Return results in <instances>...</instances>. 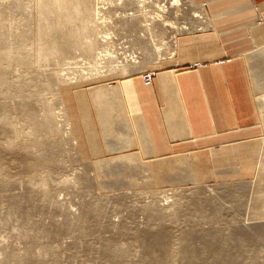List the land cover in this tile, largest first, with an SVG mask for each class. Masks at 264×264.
<instances>
[{
  "label": "rangeland",
  "instance_id": "374dc122",
  "mask_svg": "<svg viewBox=\"0 0 264 264\" xmlns=\"http://www.w3.org/2000/svg\"><path fill=\"white\" fill-rule=\"evenodd\" d=\"M158 1L166 13H150L160 18L153 30L158 54L149 39H135L137 30H96L112 33L97 43L81 30L82 38L66 39V55L53 57L38 54L53 49L39 30L56 23L51 0H0V264H264V218H237L236 191L206 181L187 156L143 161L141 172L116 167L123 157L96 162L78 148L76 90L130 68L116 66L125 40L149 66L190 29L187 0ZM105 2L104 11L114 9V16L103 11L105 24L141 13L138 0ZM64 23L55 25L66 29ZM94 63L99 71L88 73Z\"/></svg>",
  "mask_w": 264,
  "mask_h": 264
},
{
  "label": "crops",
  "instance_id": "0c3cea01",
  "mask_svg": "<svg viewBox=\"0 0 264 264\" xmlns=\"http://www.w3.org/2000/svg\"><path fill=\"white\" fill-rule=\"evenodd\" d=\"M187 1L190 29L166 55L147 66L141 52L135 67L76 90L78 148L141 172L143 161L187 156L206 181L236 191L237 218H264V0ZM99 23L100 31L140 28Z\"/></svg>",
  "mask_w": 264,
  "mask_h": 264
},
{
  "label": "bare ground",
  "instance_id": "6f19581e",
  "mask_svg": "<svg viewBox=\"0 0 264 264\" xmlns=\"http://www.w3.org/2000/svg\"><path fill=\"white\" fill-rule=\"evenodd\" d=\"M104 0H94V4L93 3H91V4H87V2H88V0H51V2H50V5L48 6L51 10H50V12H51V14H53V16H52V23H54V22H56V23H62V22H68V23H64V24H67V27H66V29H64V28H59V27H57V25H55V24H53V26H47L46 28H44V29H42L41 27L39 28V30L41 31V32H43L44 31V33H45V38H47V39H49L50 41L49 42H47L46 43V45L48 46V47H53V49L52 50H50V51H46V50H42V49H40L39 51H38V54H40V55H46V56H48L49 54L51 55V56H53L54 57V55L55 56H57L56 54H58V55H66V52L68 51V48L67 47H69V45H71V43H66L65 41H66V39H69V38H76V39H80V38H82V35L80 34V32L79 31H81V30H83L84 32H88V33H86V34H88V35H84V37L85 36H87V38L86 39H96V43H97V41H98V39H100L101 38V40H103V42H105L106 41V39L105 38H107L108 40H109V38L111 37V36H109V35H111V34H105L104 35V33L102 34V35H100V32L102 31H100L99 32V34L97 33V35H93V33H95L96 32V29L97 28H95V26L100 22H103L102 20H103V16H104V18H105V15H103V11H104V9H107V2H103ZM122 1H124V0H122ZM126 1V0H125ZM134 2V1H133ZM136 2V1H135ZM138 2H139V4L140 5H143L144 4V2H145V0L143 1V4H142V0H138ZM121 3V2H120ZM119 3V4H120ZM146 3V2H145ZM139 4H137V6H139ZM185 5V4H184ZM144 6V5H143ZM142 6V7H143ZM136 7V6H135ZM137 8V7H136ZM85 12H87V13H85ZM104 12H106V11H104ZM124 12V11H123ZM107 13V12H106ZM105 13V14H106ZM146 13V12H145ZM80 14H85V15H83V17H81L80 16ZM125 14H126V12H125ZM125 14H123V15H125ZM122 15V14H121ZM127 16V18H129V19H133L134 20V18H137L138 16H142V17H147L143 12H141V13H134V12H129V13H127L126 14ZM144 15V16H143ZM199 16V15H198ZM123 17V16H122ZM125 17V16H124ZM126 17H125V19H126ZM199 17H201V16H199ZM121 18V17H120ZM43 19H47L45 16L43 17ZM115 19V18H114ZM160 18H158V17H156V18H152V20H150V22H146L145 23V25H143V27H140L139 29H137V28H134V29H136L139 33H137V35H136V37H135V39L136 38H144V39H149L150 41H151V43H155V49L157 50V52H159L160 50H161V48L160 47H156V42H157V38H155V35H154V33H153V30L154 29H156L157 27H156V25H157V21L159 20ZM107 20V19H106ZM133 20H132V22H133ZM8 21V20H7ZM145 21V20H144ZM147 21V20H146ZM115 22V21H114ZM2 23H6V22H2ZM13 23V22H12ZM99 23V24H100ZM84 24V25H83ZM96 24V25H95ZM110 24H111V21H110ZM109 24V25H110ZM113 24V23H112ZM5 25V24H4ZM89 25H92L95 29V31H93V32H91V29H93V27H91V26H89ZM102 25H104V24H102ZM101 25V26H102ZM128 25V24H127ZM140 25V24H139ZM6 26V25H5ZM9 26V25H8ZM64 26H66V25H64ZM98 26V25H97ZM13 27V26H12ZM11 28V27H10ZM179 28V27H178ZM181 28V27H180ZM180 28H179V30H180ZM106 29V28H105ZM110 29V28H109ZM2 30V29H1ZM112 30V29H111ZM115 30V29H114ZM104 31V30H103ZM118 31V30H117ZM3 32V31H2ZM91 32V33H90ZM98 32V31H97ZM104 32H106V31H104ZM113 32V31H112ZM4 33V32H3ZM16 33V32H15ZM117 33V32H116ZM122 33V32H121ZM5 34H7V33H5ZM9 34V33H8ZM41 35V34H40ZM116 35V34H115ZM5 36V35H4ZM114 36V35H113ZM119 36V35H118ZM42 37H44V35H42ZM94 37V38H93ZM117 37V36H116ZM115 37V38H116ZM129 37V36H128ZM102 38H104V39H102ZM112 38V37H111ZM119 38V37H118ZM121 38V37H120ZM119 38V39H120ZM133 38V37H132ZM85 39V40H86ZM101 40H99V41H101ZM98 41V42H99ZM111 41V40H110ZM115 41H116V39H115ZM115 41H111L112 43H114ZM118 41V40H117ZM116 41V42H117ZM133 41V40H132ZM91 42L92 41H90V42H88V43H86L87 45V47H90V46H93L92 44H91ZM102 42V41H101ZM100 42V43H101ZM115 42V43H116ZM106 43H109V42H106ZM106 43H104L105 45H106ZM104 44H101L102 46H104ZM73 45V44H72ZM85 45V44H84ZM90 45V46H89ZM109 45V44H108ZM124 45H125V43L123 44V47H124ZM85 46V47H86ZM107 46V45H106ZM112 46H113V44H112ZM111 47V46H110ZM40 48V47H39ZM93 48V47H92ZM103 48V47H102ZM109 49H111V48H109ZM109 49H107V51L109 50ZM90 50V49H89ZM106 51V52H107ZM110 53H111V50L109 51ZM119 52V51H118ZM37 54V55H38ZM52 54H54V55H52ZM99 54H100V56H102L104 59H108V56L106 57L105 55L106 54H108V53H103V52H99ZM112 54V53H111ZM116 54V53H115ZM119 54V53H118ZM122 54V53H121ZM109 55V54H108ZM112 56V55H111ZM116 56H117V54H116ZM52 57V58H53ZM55 58H57V57H55ZM119 58V57H118ZM42 59V58H41ZM47 59V58H46ZM45 59V60H46ZM122 59L123 60H121L120 61V64L119 65H116V66H128V67H130V68H133V67H135L136 66V64H134V62H136V61H138L139 59H138V55H136V54H133L132 56L131 55H126V56H124V57H122ZM138 59V60H137ZM56 60V59H55ZM59 60V59H58ZM48 62V61H47ZM56 62H58V61H56ZM61 62V61H60ZM63 63V62H62ZM102 63V62H101ZM50 64V63H49ZM58 64V63H57ZM59 66V65H58ZM40 67V66H39ZM48 67V66H47ZM56 67V66H55ZM99 65L97 66V65H95V63H94V65H92V66H89V65H87V66H85V68H89V72L88 73H92V72H94V71H99L98 69H99ZM42 68V67H41ZM67 68H69V67H67ZM39 69V68H38ZM43 69V68H42ZM48 69V68H47ZM55 69V68H54ZM66 70H68V69H66ZM76 70H77V73L79 72V73H82L83 71H84V69H82V68H76ZM127 70V69H126ZM60 71V70H59ZM68 72H71L70 70L68 71ZM76 72V71H75ZM60 73V72H59ZM5 74V73H4ZM3 74V75H4ZM55 74H57L56 72H55ZM64 74H69V73H67V71L64 73ZM63 74L61 73V74H58V79L60 80L61 79V76H62ZM76 75V74H75ZM55 76H57V75H55ZM63 76H65L66 77V75H63ZM78 79V78H77ZM51 117V116H50ZM48 118H49V116H48ZM50 119V118H49ZM48 123V122H47ZM35 131V130H34ZM174 190V189H173ZM154 192V191H153ZM164 192V191H163ZM145 194V193H144ZM168 194V193H167ZM146 195V194H145ZM151 195V194H150ZM178 196V195H177ZM158 197V196H157ZM168 199V198H167ZM167 202V201H166ZM149 203V202H148ZM149 205V204H148ZM168 205V204H167ZM164 210V209H163ZM251 219V218H250ZM255 219V218H254ZM260 219V218H259ZM247 220H249V219H247ZM252 221H253V219H251ZM256 220V219H255ZM247 223H248V221H246ZM182 226V225H181Z\"/></svg>",
  "mask_w": 264,
  "mask_h": 264
},
{
  "label": "built area",
  "instance_id": "2783aa9c",
  "mask_svg": "<svg viewBox=\"0 0 264 264\" xmlns=\"http://www.w3.org/2000/svg\"><path fill=\"white\" fill-rule=\"evenodd\" d=\"M147 3L143 4L144 5V8H142L143 5H140L138 6V11L140 10L141 12L145 11L146 12V15L147 17H144L147 21L152 19L153 16L150 15V13L152 11H154L155 13L159 12L162 13L161 15H157L158 17H162L164 16V14H166L162 9V6L165 4L163 2H160L158 0H146ZM156 4L157 6L155 7ZM156 17V16H155ZM154 17V18H155ZM141 18H143L141 16ZM129 41L128 40H125L124 42L122 43H125L124 45V49L126 50V55H131L133 48L132 46L128 43ZM132 56V55H131ZM154 72H151V71H147L143 74V80L146 84H151L153 79H154Z\"/></svg>",
  "mask_w": 264,
  "mask_h": 264
}]
</instances>
